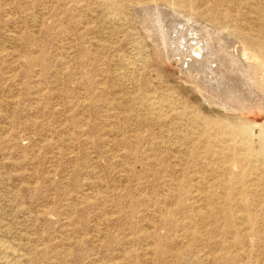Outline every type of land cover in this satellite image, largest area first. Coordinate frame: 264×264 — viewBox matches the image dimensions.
<instances>
[{"label":"rangeland","instance_id":"obj_1","mask_svg":"<svg viewBox=\"0 0 264 264\" xmlns=\"http://www.w3.org/2000/svg\"><path fill=\"white\" fill-rule=\"evenodd\" d=\"M152 3L255 59L264 46V0H0V264H264V180L222 216L208 149L264 131V105H217L165 58L142 23Z\"/></svg>","mask_w":264,"mask_h":264},{"label":"bare ground","instance_id":"obj_2","mask_svg":"<svg viewBox=\"0 0 264 264\" xmlns=\"http://www.w3.org/2000/svg\"><path fill=\"white\" fill-rule=\"evenodd\" d=\"M99 1L102 6L104 5V7L110 10L118 3V0ZM154 3L149 7L147 6L148 8L145 7V10L143 9L144 13H142L146 15L147 18L142 23L145 24L143 26L148 32L150 31L153 33L157 45L162 46L161 50L164 51L165 58L167 57L172 60L176 65L180 66L184 72L195 73L194 78L201 81L202 78L206 79L205 84L213 88L215 92L218 91L222 94L219 95V97L217 96L218 94L216 95V97H218L217 105L220 104L221 106H225L227 109L229 108V110L230 108L237 109L238 106H244L248 109L263 108L264 99L260 93V87L258 89L256 88L258 82L254 84L252 77L249 75L250 72L252 74L250 68L252 65H256L258 70L264 74V46L262 44H254L258 56L257 59H255L254 55L246 50H238V47L231 48L233 43L229 42V38H227L230 36L218 35L216 38L217 32L214 30L200 25L192 19H186L187 17L176 14L174 12L175 10L171 8H169V11H163L162 6V8H159L158 5ZM169 4L170 3L167 5L170 7L171 5ZM151 20L154 22L152 23ZM155 44L154 42V45ZM237 54H240V60ZM223 76H225L226 79H224ZM220 84H223V86ZM202 93H205V91ZM262 93H264V90ZM150 101L147 107L151 110L158 109L157 106H159V102ZM208 133L209 132H204V135H202L209 139L210 134ZM253 133L251 126L249 127L247 125H241L238 128L230 129L228 134L233 146L226 150L222 148L227 151L228 154H223L224 151L217 150V148L214 149L215 151L211 147L208 148L210 151L208 152L215 157L219 164H221L220 168L222 169V174L220 173L221 175L218 177L225 187V193L221 196V198L224 199L223 203L225 207L220 211L221 215L224 217H230L229 214H231L232 211V194L246 189L247 178L250 174L256 176L257 182H259V180H264V177L262 178L264 175V131L259 129L257 134L254 135ZM246 140L252 141L255 145L257 144L258 149L256 151L255 149H253L254 151L249 148L247 149V146L245 147ZM218 171L220 172V170ZM244 201H242L240 205L246 208L249 207ZM223 206L222 204L221 207ZM220 212H218V214H220ZM246 217L248 222H252L253 217L250 213ZM7 258L9 257L7 256Z\"/></svg>","mask_w":264,"mask_h":264}]
</instances>
